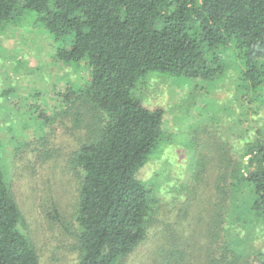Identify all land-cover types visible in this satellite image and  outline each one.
<instances>
[{
    "label": "trees",
    "instance_id": "1",
    "mask_svg": "<svg viewBox=\"0 0 264 264\" xmlns=\"http://www.w3.org/2000/svg\"><path fill=\"white\" fill-rule=\"evenodd\" d=\"M26 11L53 36L58 65L89 70L53 106L87 129L71 156L81 175L79 264H122L147 238L159 198L141 171L158 146L163 110L145 105L137 89L152 74L211 78L235 57L244 68L238 99L257 110L264 0H0V22H18ZM41 111L46 128L53 115ZM219 160L218 211L229 201L246 225L264 218V133ZM28 230L0 164V264H43Z\"/></svg>",
    "mask_w": 264,
    "mask_h": 264
},
{
    "label": "rangeland",
    "instance_id": "2",
    "mask_svg": "<svg viewBox=\"0 0 264 264\" xmlns=\"http://www.w3.org/2000/svg\"><path fill=\"white\" fill-rule=\"evenodd\" d=\"M56 50L35 12L0 22V164L42 263L79 264L81 175L71 156L87 129L53 106L89 70L58 65ZM241 62L231 57L222 73L206 79L152 74L137 89L145 105L163 110L158 146L141 171L159 198L147 238L122 264L264 263V218L246 225L229 201L217 209L219 158L264 133V101L247 109L248 100L237 96ZM41 108L53 115L46 128Z\"/></svg>",
    "mask_w": 264,
    "mask_h": 264
},
{
    "label": "built area",
    "instance_id": "3",
    "mask_svg": "<svg viewBox=\"0 0 264 264\" xmlns=\"http://www.w3.org/2000/svg\"><path fill=\"white\" fill-rule=\"evenodd\" d=\"M247 159V158H246Z\"/></svg>",
    "mask_w": 264,
    "mask_h": 264
}]
</instances>
